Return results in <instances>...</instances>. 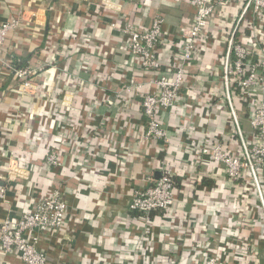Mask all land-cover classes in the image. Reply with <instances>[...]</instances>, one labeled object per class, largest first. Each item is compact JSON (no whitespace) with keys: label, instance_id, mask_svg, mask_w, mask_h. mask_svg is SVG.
<instances>
[{"label":"crops","instance_id":"0c3cea01","mask_svg":"<svg viewBox=\"0 0 264 264\" xmlns=\"http://www.w3.org/2000/svg\"><path fill=\"white\" fill-rule=\"evenodd\" d=\"M188 1L0 0V22L17 12L25 18L0 48V184L7 186L0 222L58 189L68 207L66 222L58 231L41 232L36 244L48 264H193L211 254L251 264L252 254L241 245L250 236L259 245L257 264H264L258 209L254 221L248 219L253 195L242 200L241 182L196 151V143L221 141L239 155L241 141L251 137L248 109L231 96L242 139L222 82L226 40L235 26L246 28L236 21L241 1L221 0L206 44L199 42L186 66L180 97L169 110H158L167 141L140 142L141 96L153 90L148 83L158 73L140 67L120 26L131 21L147 29L162 18L165 40L156 54L175 62L180 31L193 19ZM27 65L38 71L32 87L21 92L14 69ZM130 79L141 91L123 92ZM51 152L59 165L47 164ZM10 157L25 166L12 177ZM163 169L172 173L174 206L147 218L130 211L134 192ZM0 264L23 263L0 249Z\"/></svg>","mask_w":264,"mask_h":264},{"label":"built area","instance_id":"2783aa9c","mask_svg":"<svg viewBox=\"0 0 264 264\" xmlns=\"http://www.w3.org/2000/svg\"><path fill=\"white\" fill-rule=\"evenodd\" d=\"M233 1L242 3L236 21L238 24L244 21L246 28L240 32L235 26L236 35L233 31L226 40L222 82L227 91L226 101L231 116L237 125L235 128L241 138L243 134L238 127L236 109L230 100L231 96L245 104L248 109L251 137L249 141H241L239 155L230 151L221 141L211 144L196 143V151L200 157L221 164L229 178L241 182L246 188L242 200L250 201L252 195L254 198V205H251L252 215L248 219L254 221L258 209L264 223V0ZM188 2L194 8L193 19L180 31L183 42L178 47L175 62H163L156 54L157 45L165 40L162 35V18H154L147 29H140L131 21H126L120 26L121 32L126 37L127 49L137 59L140 67L146 72L158 73L148 83L153 90L141 96L144 130L140 142L167 141L168 133L159 123L158 110H169L180 97L181 87L186 78V66L199 42L203 41L202 43L206 44L209 38L207 34L209 21L220 13L217 10L219 5L223 4L221 0H189ZM23 13L17 12L13 17L0 22V48L4 47L8 34L23 24L25 20ZM247 15L250 19H246ZM4 65L13 68L7 62ZM37 71L38 68L30 65L14 69L16 77L21 81L19 86L21 92L32 87L30 79ZM163 71H170L171 74L166 75ZM141 89V85L133 79L122 86L123 92L129 94L139 92ZM18 161L14 157L7 160L6 170L9 176L18 175L22 171L21 168L25 167ZM46 162L53 166L60 164L54 152L47 154ZM6 194L7 186L0 184V202L6 199ZM174 203L175 186L172 173L169 169H163L158 178L150 179L148 185L134 192L129 202V209L147 218L152 212H167ZM246 205L250 206L249 203ZM233 215V211L228 214L229 217ZM67 216L68 207L61 192L58 189L52 190L35 199L28 210L21 214H9L0 222V249L6 254H17L23 264H48L46 254L36 246L39 234L43 231L62 229ZM237 240L239 239H235ZM243 240L244 243L240 240L239 242L247 246L252 254L251 264H257L259 247L257 239L250 236ZM233 262L231 264H238L240 261ZM193 264L229 263L211 254L203 261Z\"/></svg>","mask_w":264,"mask_h":264},{"label":"trees","instance_id":"16d2710c","mask_svg":"<svg viewBox=\"0 0 264 264\" xmlns=\"http://www.w3.org/2000/svg\"><path fill=\"white\" fill-rule=\"evenodd\" d=\"M24 160H26V159H24ZM24 160H20L21 162H23ZM23 165V164H22Z\"/></svg>","mask_w":264,"mask_h":264}]
</instances>
